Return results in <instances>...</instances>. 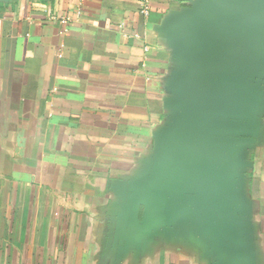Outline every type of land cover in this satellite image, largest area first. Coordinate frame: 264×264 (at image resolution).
<instances>
[{"label":"crops","instance_id":"obj_1","mask_svg":"<svg viewBox=\"0 0 264 264\" xmlns=\"http://www.w3.org/2000/svg\"><path fill=\"white\" fill-rule=\"evenodd\" d=\"M141 2L0 0V264H264V41Z\"/></svg>","mask_w":264,"mask_h":264},{"label":"water","instance_id":"obj_2","mask_svg":"<svg viewBox=\"0 0 264 264\" xmlns=\"http://www.w3.org/2000/svg\"><path fill=\"white\" fill-rule=\"evenodd\" d=\"M206 6L217 16L224 29L219 44L230 40L235 44H244L247 38L264 41V22L243 15L233 9L225 0H203Z\"/></svg>","mask_w":264,"mask_h":264},{"label":"built area","instance_id":"obj_3","mask_svg":"<svg viewBox=\"0 0 264 264\" xmlns=\"http://www.w3.org/2000/svg\"><path fill=\"white\" fill-rule=\"evenodd\" d=\"M143 4L142 14H147V0H142L141 2Z\"/></svg>","mask_w":264,"mask_h":264}]
</instances>
